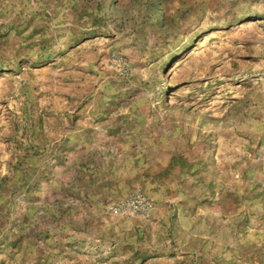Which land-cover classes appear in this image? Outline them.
<instances>
[{
  "label": "rangeland",
  "instance_id": "1",
  "mask_svg": "<svg viewBox=\"0 0 264 264\" xmlns=\"http://www.w3.org/2000/svg\"><path fill=\"white\" fill-rule=\"evenodd\" d=\"M0 264H264V0H0Z\"/></svg>",
  "mask_w": 264,
  "mask_h": 264
},
{
  "label": "built area",
  "instance_id": "2",
  "mask_svg": "<svg viewBox=\"0 0 264 264\" xmlns=\"http://www.w3.org/2000/svg\"><path fill=\"white\" fill-rule=\"evenodd\" d=\"M151 204L143 196L132 194L122 200L112 202L107 206L110 213H126V214H141L147 212Z\"/></svg>",
  "mask_w": 264,
  "mask_h": 264
}]
</instances>
